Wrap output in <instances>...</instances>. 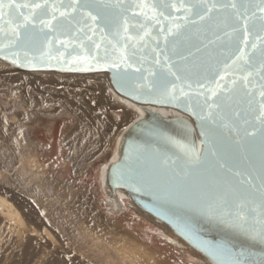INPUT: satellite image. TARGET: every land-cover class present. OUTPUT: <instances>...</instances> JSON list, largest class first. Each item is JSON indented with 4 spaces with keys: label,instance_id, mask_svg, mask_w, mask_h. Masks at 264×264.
<instances>
[{
    "label": "snow or ice",
    "instance_id": "1",
    "mask_svg": "<svg viewBox=\"0 0 264 264\" xmlns=\"http://www.w3.org/2000/svg\"><path fill=\"white\" fill-rule=\"evenodd\" d=\"M256 10L264 13V0H134L132 3L128 0H0V33L10 37L7 46L0 43V51L7 47L9 55L6 58L11 57L13 62H17L20 51L13 49L22 50L33 67L46 63L50 66L52 62L61 64L65 54L54 48V43L68 49L79 34L91 41L92 37L87 36L85 27L94 29L96 25H102L99 29L103 34L101 40L109 36L113 38L109 41L112 50L105 48L104 66L117 70L114 80L123 87L135 82L133 73L128 69L136 63L138 45L151 35L153 25H159L160 34L155 39L163 37L165 43L163 47L158 44L153 52L160 69L150 73L152 80L148 82L149 91L160 94V100L155 102H177L180 96L188 97L185 86L192 90L190 81L196 76L197 88L204 89L198 95L204 99L199 105L200 111L194 114L204 122L202 128L208 126L202 135L209 146V153L218 157L213 150L215 142L220 141V130L227 129L234 133V137L226 150L242 160L251 161L252 156H256L259 161V172L245 175L229 167L223 158H218L217 167L238 177V184L225 180L212 198L200 195L198 205L210 218L245 232L264 246V15L257 16ZM173 12H183V16H174ZM138 16L150 23H142L137 28L132 21ZM88 21L92 22L91 26ZM164 21L168 22L166 30ZM80 24L84 27H76L72 39H60L67 36L73 26ZM130 29L136 31L130 32ZM251 37H255L256 42ZM225 45L227 51L223 59H215L212 49ZM100 47L101 44L96 43V48ZM30 53L31 59H28ZM161 56L164 57L163 64ZM74 62L88 67L78 66L72 70H90L100 63L98 56L91 55L76 56L67 63ZM192 68H196L197 72L194 73ZM237 71L246 74L229 83H221L224 75L235 76ZM134 72H141V68H134ZM220 72L224 75L217 77ZM170 77H174L176 83L169 89L166 85L172 82ZM136 79L139 80V88L146 86V77ZM202 80L207 83H201ZM238 80L243 81V88L237 87ZM257 84L258 90H255ZM242 102L246 105L243 110L240 108ZM164 139L183 153L186 169L203 163V154L194 147L171 137L165 136ZM130 155L137 160L144 159L146 166L135 172L129 166L127 173H122L123 179L146 183L158 178L154 168L147 165L150 156L148 148L135 147ZM167 163V159H161L162 165ZM252 167L254 169L255 165ZM224 253L226 258L220 264H257L253 259L255 253H233L229 249H225ZM212 254L217 255L216 252ZM259 264H264V253Z\"/></svg>",
    "mask_w": 264,
    "mask_h": 264
},
{
    "label": "water",
    "instance_id": "2",
    "mask_svg": "<svg viewBox=\"0 0 264 264\" xmlns=\"http://www.w3.org/2000/svg\"><path fill=\"white\" fill-rule=\"evenodd\" d=\"M128 2L132 3L134 0H128ZM256 14L257 16L264 15L258 10H256ZM129 15H132L131 9L129 10ZM172 15L181 17L183 12H173ZM178 22L182 23L183 21ZM87 23L90 26L92 24L91 21ZM132 23L139 28L140 24L150 22H145L142 16H138ZM76 27H84V25L73 26L67 32V36H61L60 39H72V34L76 31ZM101 27L103 26L96 25L94 29L85 27L84 30L87 36L92 37L91 41L85 35L79 34L68 49H64L55 43L53 44L54 48H58L60 52L65 54L64 60L61 62L63 66L52 62L50 66L46 63L33 67L25 59L23 51L19 49H13V51H20L19 59L17 62H13V58H6L9 55L7 47L0 51V61L13 69L25 72L106 74L113 90L135 105L140 112L139 117L130 123L120 135L115 146L114 158L109 159L104 168L103 176L100 178L101 186L108 199H113L120 205L117 193L126 196L130 206L136 213L151 220L183 242L190 252L204 264H220V261L226 258L225 249H229L233 253L241 251L255 253L253 259L259 264L261 254L264 253V246L259 241L253 240L245 232L228 227L218 219L210 218L202 211L197 200L200 195L205 198L215 196L225 180L238 184V177H234L231 173L217 167L216 160L218 158H223L229 167L247 175L249 172H254V174L259 172L258 157L249 153L252 159L248 161L242 160L238 156L234 157L229 153L226 149L231 144L234 133H230L227 129L220 130V141L215 142L213 150L218 153V157H213L209 153V146L206 145L205 136L202 135V131H206L208 126L204 125L202 128L204 122L194 114L200 111L199 105L203 103L204 99L203 96L198 95L199 92H204V89L197 88L196 76H193L190 81L192 90L187 89L185 86L188 97L180 96L177 102H155L160 100V94L157 91L150 92L148 82L152 80L150 73L160 69V65L155 63L157 59L156 53L153 52V49L157 48L158 44L163 47L165 43L163 37H160L159 40L155 39L160 34L159 25H153L151 35L145 37V42H141L138 45L136 63L132 69H128L130 73H133L135 82L123 87L114 80V73L117 70L104 66L105 48L109 51L112 50V43H109V41L113 38L109 36L108 39L102 41L101 35L103 34L99 31ZM164 27L166 30L168 27L167 21H164ZM241 27H243V21H241ZM21 31L23 32V29ZM93 31H95V35H93ZM135 31L136 29H130V32ZM140 31L142 34L143 30L140 29ZM240 35L241 40H243V31ZM9 38L7 34L0 33V43L5 46L8 45ZM251 39L256 42L255 37H251ZM92 41H95V43ZM96 43L101 44L99 49L96 48ZM240 46H243V44ZM226 51L227 45L223 47L216 46L212 49L215 59H223ZM83 55L98 56L99 66L91 67L90 70H72L78 66L88 67L87 65H78L75 62L73 64L67 63L69 60H73L74 57ZM28 59H31V53ZM173 59L176 58L173 57ZM160 60L161 64H163L164 57L161 56ZM178 63L183 62L178 61ZM188 63L191 65V61ZM136 67H140L141 72H134ZM191 70L194 73L197 72L196 68ZM244 74L246 72L237 71L236 75L233 76L232 74L224 75L223 72H220L217 73V77L224 75V80L221 83H229ZM140 77L147 78L144 81L146 86L142 89L138 87L139 80L136 79ZM169 79L172 82L168 83L166 87L170 89L176 81L174 77ZM201 83L206 84L207 81L202 80ZM237 87L243 88L242 80H238ZM255 90H258V84ZM177 95H179V92H177ZM245 107L246 105L242 102L240 108L243 110ZM249 130L251 131V129ZM165 136L197 149L199 153L203 154V163L198 167L186 169L183 153L165 140ZM139 146H144L150 150L147 165L154 168L158 177L152 182L136 183L135 181L129 182L122 178V173L126 174L129 166L133 172L142 170L146 166L144 159L137 160L135 156L130 155L132 149ZM161 159H167L168 163L166 166L161 164ZM253 164L255 165L254 169L252 167ZM168 241L175 244L173 241ZM213 252H216L217 255H213Z\"/></svg>",
    "mask_w": 264,
    "mask_h": 264
},
{
    "label": "bare ground",
    "instance_id": "3",
    "mask_svg": "<svg viewBox=\"0 0 264 264\" xmlns=\"http://www.w3.org/2000/svg\"><path fill=\"white\" fill-rule=\"evenodd\" d=\"M0 68L3 69L0 72V85L16 90L25 103V108L30 107L39 114L44 113L38 111L44 103L59 105L55 109L56 112L58 113L62 108L65 119L69 118L73 121L63 142L64 145L68 144L80 150L78 161L68 158L69 162L75 161L73 165L75 176L80 175V162L89 159L87 155L89 150H95L96 153L93 151L95 154H91V158H96L98 152L106 146L110 155L105 163L96 168V182L105 198V204L111 207L108 211H112L104 215L101 210H97L98 204H92L89 198L80 200V197L76 198L72 208L68 207V210H65L64 204L58 208L54 201L56 194L50 196L40 183L33 182L36 178L32 177L30 172L38 164L30 161V142L22 139L17 128L20 120L25 119L26 115L25 108L21 107L22 114L19 112V119L15 122L12 133L5 135L0 132V264H96L93 263L94 261L92 263L87 261V257L81 255V251L88 252L89 249L85 246L90 242L77 233V227L82 231L100 230L123 238L120 231L124 232L128 228L124 224L123 229L120 230L117 224L125 223L126 212L136 215L140 223L148 225L152 232L156 231L163 238V244L158 245L152 240L151 246L146 245L147 250L155 252L161 248L166 253L177 251L183 255H190L193 264H204L183 242L136 213L126 196L117 193L120 200L118 205L113 199H108L104 192L100 183L104 168L109 159L114 158L115 146L122 132L140 115L135 105L113 90L106 74L25 72L13 69L2 61ZM23 88L31 89L33 93H23ZM56 122V120L53 122L47 133L51 135V142ZM45 128L48 129V125ZM96 136L99 140L94 141ZM97 141L98 145L95 143ZM64 166L66 168V164ZM39 172L42 171H36L34 175L37 176ZM62 176L60 172L57 179L48 177V174L42 176V179L50 184L49 189H54L56 184V187L66 190L64 183L67 180L60 178ZM122 199L128 202L127 207L130 210L122 208ZM121 210L125 211L120 214ZM113 212L118 213L115 215L118 221H111L114 218ZM40 215L42 217H39ZM129 219L130 222L134 221V218ZM135 233L142 237L146 236L140 234V229ZM121 241L122 246L116 252L119 257L116 256L112 264H141L140 248L126 245L125 240ZM105 247H102L103 251H107ZM190 256L188 261H191ZM182 260L185 261V257Z\"/></svg>",
    "mask_w": 264,
    "mask_h": 264
},
{
    "label": "rangeland",
    "instance_id": "4",
    "mask_svg": "<svg viewBox=\"0 0 264 264\" xmlns=\"http://www.w3.org/2000/svg\"><path fill=\"white\" fill-rule=\"evenodd\" d=\"M2 70L3 69L0 68V72ZM22 91L23 93L27 92L28 94L33 93V90L26 88H23ZM58 106L59 105L44 103L42 104V107H39L38 109V111L44 113L38 114L30 107L25 108V103L21 100V97L16 90L13 88H4L0 85V132L5 135H10L12 133L13 126L19 119L18 115L20 114L19 112H21L20 109L21 107H24L26 110L25 119L20 120L19 127L17 128L21 133L22 139L30 142V161L39 165H36L31 169V176L36 178L33 179V182L40 183L50 196L56 194L57 197H55L54 201L58 208L64 204L66 206L65 210H68V207L72 208L75 205L77 197H80V200L89 198L91 199L92 204H98V211L101 210L100 212L104 215H106L107 212L109 214L112 212L108 211L111 207L105 204V198L99 191L98 182H96L95 170L100 164L105 163L110 153L108 152L106 146H104V148L98 152L99 157L97 156L96 158H91V154H95L96 152L93 149L89 150L87 152L89 159L80 162V175L75 176L73 174V165L75 161L80 159V150H76L68 144L64 145L63 142L73 121L69 118L65 119L66 117L63 114L62 108H60L57 113L55 109ZM55 120L57 122L52 132L53 141L51 142V135H47V133ZM46 125H48V129L45 128ZM98 138L99 137L97 136L94 137V141H96L95 139L99 140ZM95 143L98 145V141ZM68 158H72L75 161L69 162ZM64 164H66V168ZM36 171L42 172H39L40 174L36 176L34 175ZM59 171L63 174L60 178L67 180V182L64 183L66 190L56 187L55 183H52L55 184L54 189H49L50 184L48 185L44 179H42V176L45 177L48 174V177L57 179L59 177ZM121 202L122 208L130 210L127 207L128 202L125 199H122ZM124 211L121 210L120 214ZM124 214H127L125 223L118 222L117 224V227H119L120 230L123 229L122 226L124 224L129 230H125L124 232L120 231V235H122L123 238L115 236L112 233H103L100 230H92L94 232H90L88 230L82 231L80 227H77V233L80 234L82 238L86 237L90 242L85 246L89 249L88 252H80L83 257H87V261H91V263L94 261L93 263L96 264H112V262L116 260L115 257H119L116 252L119 251L122 246L121 240H125L126 245H135L140 248L141 264H193L190 255H183L177 251L166 253L160 247V250L158 249L159 251L155 252L147 250L146 248L151 246L152 240H155L158 245L163 244V238L156 231L152 232L148 225L140 223V220L136 218V215L130 214V212H126ZM113 215L114 218H112L113 220L111 221H118V217L115 218V215H118V213L113 212ZM39 217L42 216L40 215ZM129 218H134V221L130 222ZM42 226L45 227L43 223ZM47 227H49V225H47ZM138 229H140V234L143 233V235L146 236L142 237L141 235L139 236L136 234L135 231ZM91 242L94 243L91 244ZM104 246H106L105 249L107 248V251H103L104 249L102 247ZM189 256L191 261H188ZM183 257H185V261H181Z\"/></svg>",
    "mask_w": 264,
    "mask_h": 264
}]
</instances>
